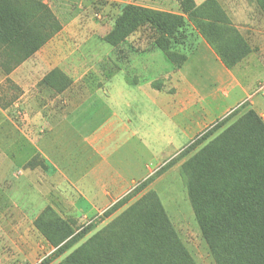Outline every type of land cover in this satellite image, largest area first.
Instances as JSON below:
<instances>
[{
  "label": "rangeland",
  "instance_id": "374dc122",
  "mask_svg": "<svg viewBox=\"0 0 264 264\" xmlns=\"http://www.w3.org/2000/svg\"><path fill=\"white\" fill-rule=\"evenodd\" d=\"M42 1L59 19L61 32L29 58L24 68L14 72L13 78L10 74L19 66L10 74H5L0 67V264H40L47 258L51 259L49 264H60L150 191L158 195L168 221L193 262L216 264L190 204L181 167L226 128L254 110L251 102L256 96L252 95L197 133L194 128H183L187 122L174 117L181 103L178 94L181 96L182 87L177 77L184 69L189 82L206 89L205 94L219 90L223 100L221 110L232 104L235 97L224 99L222 93L227 89L210 74L215 68V57L225 68L234 71L247 87H253L254 91L262 88L264 14L256 0H219L228 15L230 28L229 32L218 36L222 50L199 35L176 0ZM194 1L201 5L206 0ZM129 4L185 18V27L173 47L178 54L187 56L182 67H176L156 47L154 33L149 28L141 29L118 46L107 43L106 36L114 28L123 7ZM203 43L213 55L207 54ZM55 68L72 80L71 87L61 94L43 82ZM139 86L152 92V97L157 92L160 97L157 103H151L150 95L136 90ZM97 94L102 101L110 96V101L104 102L117 113L116 120L124 119L125 123L129 120L132 129L141 131L139 139L130 147V156L136 163L148 162L151 173L142 179L145 173L136 174L138 181L134 182V187L120 194L114 204L92 210L74 203L77 194L70 189L69 182L46 163L39 149H44L42 141L50 137L51 132L42 124L45 118L51 122L54 117L59 120L73 104H81ZM194 99L202 101L201 97ZM164 100H169V104ZM209 118L207 116L205 121ZM261 118L264 121V117ZM124 138L129 137L125 134L117 141L122 142ZM157 172L161 174L145 190L127 204L115 207ZM48 208L71 226L70 239L78 238L56 257L54 253L58 248L53 247L36 226V220ZM109 209L111 214L103 217Z\"/></svg>",
  "mask_w": 264,
  "mask_h": 264
},
{
  "label": "trees",
  "instance_id": "16d2710c",
  "mask_svg": "<svg viewBox=\"0 0 264 264\" xmlns=\"http://www.w3.org/2000/svg\"><path fill=\"white\" fill-rule=\"evenodd\" d=\"M176 1L199 35L222 50L218 36L230 28L219 0H206L201 5L194 0ZM256 2L264 14V0ZM184 27L185 18L180 15L129 4L123 7L105 40L118 46L149 28L156 47L176 67H182L187 56L173 47ZM61 30L59 19L42 0H0V67L4 73L10 74ZM43 82L58 94L72 85L58 68L51 70ZM160 174L141 182L115 207L127 204ZM181 177L215 263L264 264L263 119L254 110L248 111L184 163ZM111 211L104 212L103 217ZM36 226L58 248L55 257L78 241L70 239L73 229L50 208L40 214ZM50 260L40 264H49ZM60 264L195 263L168 221L158 195L150 191Z\"/></svg>",
  "mask_w": 264,
  "mask_h": 264
},
{
  "label": "crops",
  "instance_id": "0c3cea01",
  "mask_svg": "<svg viewBox=\"0 0 264 264\" xmlns=\"http://www.w3.org/2000/svg\"><path fill=\"white\" fill-rule=\"evenodd\" d=\"M201 45L207 54L213 55L205 43ZM214 59L215 68L211 69L210 74L216 76L217 82L227 89L222 93V97L226 100L235 97L234 102L221 110L223 100L218 94L219 90L205 94L206 89H201L197 83L191 84L182 69L179 71L180 77H177L182 87L181 96L178 94L181 103L176 108L174 117L187 122V126L183 128H194L196 132H200L252 95L256 97L252 100L251 107L264 117V86L254 91L253 87L242 83L234 71L225 68L217 57ZM26 62L10 74L11 78L14 72L24 68ZM261 79L264 80V77ZM136 90L142 91L146 96L150 95L153 99L151 103L156 104L157 98H160L157 92L152 97V92L144 91L140 86L136 87ZM195 97H201L202 101L196 102ZM104 99L110 101V96H105ZM104 101L97 94L81 104H73L69 107L67 115L59 120L54 117L51 122L45 118L42 124L51 132L50 137L42 141L44 149H39L46 163L60 173L69 182L70 189L77 194L78 198L74 203L85 205L92 210L105 209L114 204L121 197L120 194L124 195L134 187V182L138 181L136 174L145 173L141 175L142 179L151 173L148 162L136 163L132 155L130 156V147L135 139H139L141 131L132 129L129 120L128 124L124 119L116 120L117 113ZM168 101L164 100L169 104ZM207 116L210 118L205 121ZM189 119L192 122H189ZM125 134L129 138L122 139V142L117 141ZM140 141L143 143L141 139ZM153 158L156 160V157Z\"/></svg>",
  "mask_w": 264,
  "mask_h": 264
}]
</instances>
